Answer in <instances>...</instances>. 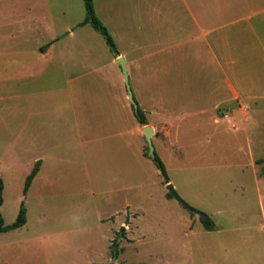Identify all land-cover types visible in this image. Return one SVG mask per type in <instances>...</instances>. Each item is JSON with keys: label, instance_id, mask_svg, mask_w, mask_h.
Returning a JSON list of instances; mask_svg holds the SVG:
<instances>
[{"label": "rangeland", "instance_id": "374dc122", "mask_svg": "<svg viewBox=\"0 0 264 264\" xmlns=\"http://www.w3.org/2000/svg\"><path fill=\"white\" fill-rule=\"evenodd\" d=\"M92 4L117 51L126 55L129 87L145 125H166L164 114H151L159 108L156 99L171 115L166 143L153 139L168 183L214 226L205 229L197 215L168 196L164 177L144 156L146 142L133 131L138 122L117 56L98 32L82 24L84 0H0V34L30 37L19 43L28 59L0 60L15 67L33 61L38 42L48 51L47 61L54 59L28 80L0 72L4 225L16 220L21 206L26 211L23 226L0 234V264H264V91L241 89L240 101H231L226 83L264 85V64L247 65L241 74L231 73L230 59L224 58L220 75L215 68H200L186 91L196 96L191 102L176 87L181 81L168 94L166 83L157 87L130 63L150 51V43L164 50L167 28L177 31L191 23L184 4L191 9L220 4L235 11L230 20L244 23L250 0ZM7 77L21 82L19 88L7 89ZM212 79L216 83L209 84ZM203 84L207 90L199 89ZM12 102L15 118L8 107ZM37 160L38 172L24 193Z\"/></svg>", "mask_w": 264, "mask_h": 264}, {"label": "crops", "instance_id": "0c3cea01", "mask_svg": "<svg viewBox=\"0 0 264 264\" xmlns=\"http://www.w3.org/2000/svg\"><path fill=\"white\" fill-rule=\"evenodd\" d=\"M251 4L248 7L249 13L245 16V21L241 20H230L232 14L229 9L226 11L225 7L220 4H214L212 6H204L201 8L199 5H195L194 8L188 7L187 4H184L185 11L192 18L191 23L182 26L181 28L176 27L179 34L176 30L171 28L166 29V43L164 50L157 49L161 44L154 45L150 43V51L146 50L144 54L142 52L137 56H134L131 59V65L137 70H141L144 74L147 75V80L153 84H157V87H161V84L166 83L167 93L170 94L171 88L178 81H181L180 86H176L177 89H183L185 91L184 98L186 101H191L196 99V96L193 98L188 97L186 91L190 89V83L195 79V76L200 72V68H215L217 72L222 71V60L221 59H230L229 63L233 69L231 73L241 74L245 69V66L250 65L252 69L264 64V0H250ZM229 8V6H228ZM196 15V16H195ZM181 32V33H180ZM197 32V33H196ZM30 37L21 39V37L13 34H0V58L1 57H15V55L25 56L27 55L20 51L19 43L28 41ZM36 44V59L33 61H27L24 59L21 66L15 67L9 65V63L0 60V72L2 69L5 70V75L9 73L12 75L17 73L22 75L23 79L28 80L29 78H34L39 76L40 73H43L47 64L53 66L54 59L51 57L48 61L47 50H41L44 47L41 42ZM143 47V46H142ZM4 50V51H3ZM117 58L121 57L125 61L127 67L126 55L120 51H117ZM31 57V56H30ZM116 58V59H117ZM208 59V60H207ZM116 61V60H115ZM7 63V64H6ZM53 63V64H52ZM32 73V76H24L26 74ZM128 72V68H127ZM165 74V76L163 75ZM162 75V76H161ZM220 75V72H219ZM5 76V77H6ZM129 76V75H128ZM16 79L5 78V83L7 89H18L21 82H15ZM239 83H243L242 80H238ZM198 84V81H195ZM216 83L215 79H212L209 84ZM227 83V89L234 97L231 101H240L242 98L241 89H252L258 91H264V85L257 84L253 82L248 83L246 86H234L231 82ZM240 85V84H239ZM158 88V89H159ZM205 84L199 89H206ZM21 89H24L21 87ZM12 96H9V99L14 101L17 98L16 92L11 90ZM23 95L21 96V98ZM156 104L159 108H156L155 111H151V114L162 113V119H164L165 126L158 129L153 126L154 136L152 138L159 143L158 139H166L170 136L171 129L173 127L171 115L164 108L165 102L162 99H156ZM146 101H141L143 106ZM119 105L126 109V101H122L119 98ZM29 102H24L23 106H28ZM131 106V105H130ZM9 109L13 112V117L16 115L14 112H17L16 105L8 103ZM216 111L220 109L219 107H214ZM247 115L246 110H242ZM240 110V113L242 112ZM154 112V113H153ZM33 114V113H32ZM27 121L22 120V131L27 130L28 124ZM141 125L138 123L134 132L138 135L141 134ZM164 129V130H163ZM154 145V144H153ZM155 149V148H154ZM143 155V154H142ZM40 166V160H37ZM35 162V163H36ZM35 165V164H34ZM38 166V169H39ZM38 172V171H37ZM37 174V173H36ZM35 174V175H36ZM35 177V176H34Z\"/></svg>", "mask_w": 264, "mask_h": 264}, {"label": "trees", "instance_id": "16d2710c", "mask_svg": "<svg viewBox=\"0 0 264 264\" xmlns=\"http://www.w3.org/2000/svg\"><path fill=\"white\" fill-rule=\"evenodd\" d=\"M84 7H85V19L82 22V24H89L96 32H98L103 37L105 44L107 45L110 52L114 55H117V49H116V46H115V43H114L112 37L110 36V34L107 31V29L105 28V26H103V24L100 22V20L95 15L92 0H84ZM44 49H45V47L41 48V50H44ZM131 108H132V106H131ZM132 111H133L134 116L136 117L137 122L140 125H145L146 124L145 115H144L143 111L140 109V107L138 106V109L136 111H134L132 108ZM146 150H147V147H146ZM144 156L149 158L147 152L144 153ZM260 161L264 162V157ZM154 163L156 164L161 175L164 177V183L167 184L169 182V180L167 178L164 166H163L162 162L159 160L157 155H156ZM38 166H39V162H36L33 169L31 170V172L27 175L25 185H24V189H23L24 193L29 188L32 179L34 178L35 174L37 173ZM263 174H264V171H263ZM3 187H4L3 180L0 178V207L3 203ZM168 196H171V195L168 193ZM25 215H26L25 208L23 206H21L19 209L18 215L16 217V220L11 225L5 226L1 212H0V234L2 232L8 231V230H13V229H16V228L23 226L26 222V216ZM200 221L203 224V226L205 227V229H207V230H211L214 226L212 221L210 220V218L207 216H204V218L201 219ZM121 231H124V229L122 228Z\"/></svg>", "mask_w": 264, "mask_h": 264}, {"label": "water", "instance_id": "95a60500", "mask_svg": "<svg viewBox=\"0 0 264 264\" xmlns=\"http://www.w3.org/2000/svg\"><path fill=\"white\" fill-rule=\"evenodd\" d=\"M116 63L120 66L121 71H122V75L124 78V85H125L126 93H127V100L129 102V104L132 106L133 110L136 111L138 109V105L135 102L133 94H132L130 87H129V76H128V72H127V67L125 65V61L123 58L119 57L116 59ZM141 134L144 137V140L146 142L147 154H148L149 158L154 162L155 158H156L155 149H154V146L152 143V138L154 136V130L151 126L145 125L141 128ZM166 190L179 204L184 206L188 211L197 215L200 219L204 218V216L202 214L196 212L195 210H193L192 208H190L188 205L185 204V202L176 193L175 189L173 188V186L171 184H169V183L166 184ZM114 260H115V258L113 259V261Z\"/></svg>", "mask_w": 264, "mask_h": 264}]
</instances>
